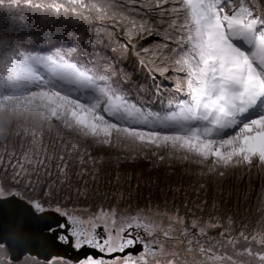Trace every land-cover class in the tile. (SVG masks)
Wrapping results in <instances>:
<instances>
[{
    "label": "snow or ice",
    "instance_id": "snow-or-ice-1",
    "mask_svg": "<svg viewBox=\"0 0 264 264\" xmlns=\"http://www.w3.org/2000/svg\"><path fill=\"white\" fill-rule=\"evenodd\" d=\"M12 9L38 24L0 25V139L27 144L0 157V264H16L13 248L35 260L41 244L82 253L75 264H264V211L236 235L219 210L93 211L71 185L87 149L71 143L77 155L55 160L37 151L55 121L77 140L138 144L160 161L180 153L220 177L254 158L264 168V0H0Z\"/></svg>",
    "mask_w": 264,
    "mask_h": 264
},
{
    "label": "trees",
    "instance_id": "trees-1",
    "mask_svg": "<svg viewBox=\"0 0 264 264\" xmlns=\"http://www.w3.org/2000/svg\"><path fill=\"white\" fill-rule=\"evenodd\" d=\"M106 23L111 26L112 21ZM37 24L34 16H27L25 11H0V25L9 30ZM56 123L45 125L43 136L37 134L41 142L37 151H44L55 160L56 154L61 151L73 157L77 155L71 149V143H75L80 152L87 149L86 155L95 163L90 160L87 164L75 165L71 179L73 199L82 208L118 207L129 211L141 208L160 212L179 210L181 214L187 213L189 219L194 215L207 217L219 210L222 215L232 216L234 228L237 229L234 235L238 234L243 223H256L261 211H264V168L260 167L257 159L251 168L246 165L231 167L226 170L225 176L220 177L215 171H208L207 164H196L190 159L180 161L177 159L181 158L174 154L160 161L129 142L116 147L102 146V149L105 148L102 152L101 147H95L98 145L92 140H77L66 131H60ZM21 141L22 135H10L5 140L15 152L27 148V144L21 147ZM118 156L121 159L118 160ZM81 167L90 169L91 174L78 177L76 172ZM117 177L120 179L117 180ZM76 187H81L86 194L77 196ZM117 191L120 196L115 195ZM243 243L241 241L237 247ZM16 264L46 262L27 256ZM69 264L75 263L69 261Z\"/></svg>",
    "mask_w": 264,
    "mask_h": 264
},
{
    "label": "water",
    "instance_id": "water-1",
    "mask_svg": "<svg viewBox=\"0 0 264 264\" xmlns=\"http://www.w3.org/2000/svg\"><path fill=\"white\" fill-rule=\"evenodd\" d=\"M7 206V205H5ZM42 225L40 222H36L34 224L35 230L39 231ZM32 253L34 256H36V259L42 262H46L47 259L53 257V256H65L68 258V261L75 263L79 258H82V253H76L73 251L71 248L63 247V246H54L52 244L48 245H37L31 249ZM88 254H96L99 255L98 253H93V250H86ZM11 255L16 258V263H20L23 261V259L27 256H22L21 251L18 249L13 248L11 251ZM32 257V256H29Z\"/></svg>",
    "mask_w": 264,
    "mask_h": 264
},
{
    "label": "rangeland",
    "instance_id": "rangeland-1",
    "mask_svg": "<svg viewBox=\"0 0 264 264\" xmlns=\"http://www.w3.org/2000/svg\"><path fill=\"white\" fill-rule=\"evenodd\" d=\"M52 122H55V121H52ZM5 140L6 139H0V157H3L4 159H5V161H7V158H8V156H9V154H12L13 155V157H15V156H17V155H19L22 151H18V152H15V149H13L11 146L9 147V145H7L6 144V142H5ZM91 140V138H89V139H87V140H85L86 142L87 141H90ZM8 141V140H7ZM41 143V142H40ZM39 143V144H40ZM94 145V144H93ZM138 145V144H137ZM95 146V145H94ZM139 146V145H138ZM95 147H101V149L103 148L102 146H100V145H98V146H95ZM105 149V148H104ZM104 149H102V152H104ZM110 150H111V148H110ZM174 155H176V156H179V157H181L182 156V154H180V153H177V154H174ZM177 160H180V161H182L183 159H177ZM254 160H256V158H254L253 159V161ZM180 161H178V162H180ZM15 162V159H13V163ZM181 164H184L183 162H181ZM237 166H239V165H237ZM4 168V165L3 164H0V170H2ZM48 179H50V178H48ZM76 202V204L78 205L79 203L77 202V201H75ZM86 209H88V208H86ZM91 210V209H90ZM95 210V209H94ZM93 210V211H94ZM219 232H220V229H216V230H211L210 231V235H212V236H218L219 235ZM218 233V234H217ZM7 259V255L6 254H0V260H6ZM189 259H192V257H189ZM237 259H247V257H237ZM23 261H24V259H23Z\"/></svg>",
    "mask_w": 264,
    "mask_h": 264
}]
</instances>
